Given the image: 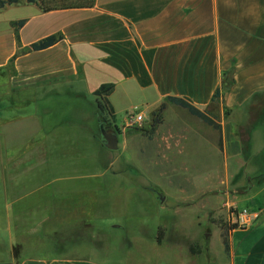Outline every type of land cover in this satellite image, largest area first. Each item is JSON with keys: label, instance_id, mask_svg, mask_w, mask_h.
I'll return each mask as SVG.
<instances>
[{"label": "crops", "instance_id": "obj_1", "mask_svg": "<svg viewBox=\"0 0 264 264\" xmlns=\"http://www.w3.org/2000/svg\"><path fill=\"white\" fill-rule=\"evenodd\" d=\"M21 1L0 9V72L7 73V90L14 96L16 91L31 96V88L42 89L44 97L58 94V128L49 125L37 133L45 139L57 129L58 138L88 135L103 147L97 139L103 117L118 140L124 137L135 156L178 188L175 208L206 211L217 238L215 249L211 231L201 238L182 228H161L162 242L176 248L169 260L151 256L111 263L101 257L103 248L89 233L92 225L68 203L78 194L56 192L58 238H34L33 253L13 257L12 264H264V0H95L93 8L48 13ZM54 34L63 40L43 51L28 50ZM105 84L114 89L109 108L100 113L96 92ZM171 97L203 117L168 102ZM164 104L162 122L152 131V118ZM131 113L143 115L141 126H129ZM65 162L58 167L70 166ZM104 162L105 171L114 167L115 160ZM124 170L140 175L131 164ZM146 188L169 207L171 194ZM243 209L255 218L224 236L221 222L237 225L236 212ZM28 212L21 209L17 216ZM170 232L179 235L172 239ZM140 239L155 240L142 231Z\"/></svg>", "mask_w": 264, "mask_h": 264}, {"label": "rangeland", "instance_id": "obj_2", "mask_svg": "<svg viewBox=\"0 0 264 264\" xmlns=\"http://www.w3.org/2000/svg\"><path fill=\"white\" fill-rule=\"evenodd\" d=\"M7 85V73L0 72V264H12L13 257L17 260L21 255H31L38 237H49L50 242L58 238V233L54 234L58 218V197L53 195L56 192L78 194L75 202L68 203L78 207L85 224L92 225L89 233L103 248L101 257L111 263L151 256L162 263L169 260L176 248L165 242L156 244L159 231L164 235L161 228H182L201 238L211 231L210 245L216 249L217 227L209 224L206 211L199 206L175 208L181 197L178 188L169 186V179L161 177L159 169H153L150 162L135 156L124 137H119V148L114 151L101 147L88 135L58 138V129L45 139L37 130L49 125L58 128V94L44 97L42 89L31 88V96L17 95V91L14 96ZM28 100L30 103L25 104ZM25 117L29 119L24 120ZM116 122L121 125V118ZM150 125L146 132H151ZM23 130L31 133L17 135ZM97 139H102L100 130ZM58 140H62L59 145ZM110 160H115L114 167L105 171L104 161ZM62 161L70 166L58 167ZM128 164L140 175L125 172ZM60 178L64 181L60 182ZM151 185L171 194L168 208L162 207L152 190L146 188ZM64 203L67 202H63V208L67 207ZM42 205L49 206L45 209ZM21 209H29L31 214L17 216ZM50 212L52 217L43 216ZM141 231L155 240H141ZM168 235L173 239L179 234Z\"/></svg>", "mask_w": 264, "mask_h": 264}, {"label": "trees", "instance_id": "obj_3", "mask_svg": "<svg viewBox=\"0 0 264 264\" xmlns=\"http://www.w3.org/2000/svg\"><path fill=\"white\" fill-rule=\"evenodd\" d=\"M26 3L29 4H36L40 7V9L45 12H52L57 10H65V9H80V8H93L95 5V0H25ZM22 3L20 0H0V9H4L8 6L16 5ZM25 21H21L19 23V26H23ZM62 34H54L50 35L46 38H43L39 40L38 42H35L29 47V51H43L46 49H49L56 44H58L60 41L63 40ZM114 86L113 84H105L102 85L96 92V96L99 97V103L98 108L100 113L106 112L107 108H109V103L107 101V97L111 94L113 91ZM219 96V90L216 91L215 97ZM168 102L180 106L182 108L187 109L189 112H191L193 115L197 117H203V114L192 107L188 102H186L183 99L180 98H168ZM166 105H162L161 108L156 112L152 118V131L156 129V127L161 124L162 122V113L165 110ZM110 112V111H108ZM106 123V120L102 117L100 119V125L103 127ZM221 228L224 230V236H227V232L229 229H236L238 228V225L235 226H229L224 222H221ZM158 243L161 244L163 240V233L162 231H159V235L157 237ZM225 248L226 250H229V244L226 241L225 242ZM191 253L195 254V250L191 248Z\"/></svg>", "mask_w": 264, "mask_h": 264}, {"label": "built area", "instance_id": "obj_4", "mask_svg": "<svg viewBox=\"0 0 264 264\" xmlns=\"http://www.w3.org/2000/svg\"><path fill=\"white\" fill-rule=\"evenodd\" d=\"M143 121L144 118L142 114L131 113L128 116V124L131 127H139L142 125ZM255 216L256 213L250 211L249 209L238 210L236 212V224L239 228H246L253 220V218H255Z\"/></svg>", "mask_w": 264, "mask_h": 264}, {"label": "water", "instance_id": "obj_5", "mask_svg": "<svg viewBox=\"0 0 264 264\" xmlns=\"http://www.w3.org/2000/svg\"><path fill=\"white\" fill-rule=\"evenodd\" d=\"M104 145L111 150H117L119 147L118 135L116 133H102Z\"/></svg>", "mask_w": 264, "mask_h": 264}, {"label": "flooded vegetation", "instance_id": "obj_6", "mask_svg": "<svg viewBox=\"0 0 264 264\" xmlns=\"http://www.w3.org/2000/svg\"><path fill=\"white\" fill-rule=\"evenodd\" d=\"M102 133H115L113 130H110L108 128H106L105 126H103L101 128V136H102Z\"/></svg>", "mask_w": 264, "mask_h": 264}]
</instances>
